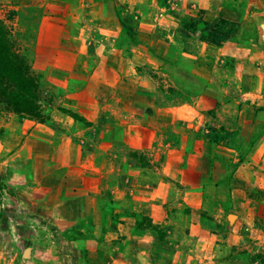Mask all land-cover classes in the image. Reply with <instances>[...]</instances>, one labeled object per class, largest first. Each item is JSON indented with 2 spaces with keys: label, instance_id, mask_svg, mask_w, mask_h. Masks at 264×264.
<instances>
[{
  "label": "rangeland",
  "instance_id": "rangeland-1",
  "mask_svg": "<svg viewBox=\"0 0 264 264\" xmlns=\"http://www.w3.org/2000/svg\"><path fill=\"white\" fill-rule=\"evenodd\" d=\"M209 1L0 0L46 116L0 115V264H263L264 0Z\"/></svg>",
  "mask_w": 264,
  "mask_h": 264
},
{
  "label": "trees",
  "instance_id": "trees-1",
  "mask_svg": "<svg viewBox=\"0 0 264 264\" xmlns=\"http://www.w3.org/2000/svg\"><path fill=\"white\" fill-rule=\"evenodd\" d=\"M220 23V30L224 28L223 24L230 25L226 19H221ZM230 32L224 30L226 35ZM213 34L219 37L220 31ZM15 38L0 16V115L15 113L43 120L46 117L42 108L43 83Z\"/></svg>",
  "mask_w": 264,
  "mask_h": 264
},
{
  "label": "crops",
  "instance_id": "crops-1",
  "mask_svg": "<svg viewBox=\"0 0 264 264\" xmlns=\"http://www.w3.org/2000/svg\"><path fill=\"white\" fill-rule=\"evenodd\" d=\"M208 3H209V6L208 7L206 6L204 8L205 9L210 8L212 11L215 10V8L213 7L214 1L210 0ZM197 5L198 4H196V6ZM213 13H215V15H213ZM210 14H212V15L207 16V18H215V16L218 15V13H216L215 11H213ZM247 18H248V20H250L252 22H257L259 24H258L257 28H254V31L252 30V27H253L252 23L248 24V27L245 28V30L251 31V32H249L251 36L247 37V36L244 35L245 36L244 37L245 38L244 39V41H245L244 43L246 45V48L248 49V51L258 49V50L264 52V37H262V35H261V34L264 35V11L263 12H259V13H253L249 17L248 16L245 17V19H247ZM252 31L253 32H257L258 35L261 36V37H259V41L258 42L255 40V37H253V35H252L253 32ZM263 63H264V56H263ZM263 69H264V65H263ZM263 89H264V81L263 82H258L257 83V90L253 91V93H255V94L257 93L258 95H260L262 97V99H264V94H263L264 90Z\"/></svg>",
  "mask_w": 264,
  "mask_h": 264
}]
</instances>
